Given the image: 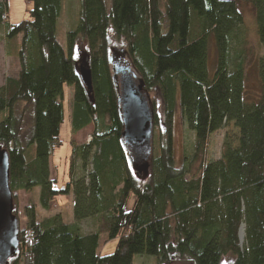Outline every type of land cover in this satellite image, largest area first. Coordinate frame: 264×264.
Wrapping results in <instances>:
<instances>
[{
    "label": "trees",
    "instance_id": "obj_1",
    "mask_svg": "<svg viewBox=\"0 0 264 264\" xmlns=\"http://www.w3.org/2000/svg\"><path fill=\"white\" fill-rule=\"evenodd\" d=\"M30 1L29 19L12 24L8 0H0L7 53L20 65L18 76L0 86V149L9 152L13 194L39 188L45 210L72 195L74 221L59 214L40 219L37 204H29L19 251L8 264H134L136 255L154 256L156 264H222L227 256L233 264H264V0H246L263 49L256 97L247 90L240 0H80L67 49L57 40L63 0ZM80 39L91 89L80 76ZM115 41L143 90H159L163 101L161 118L150 98L151 153L140 163L123 141ZM65 85L74 88L73 132L90 124L94 131L88 143H73L71 182L57 189L51 159L63 144ZM177 109L194 135L180 165ZM230 124L239 131L236 144L225 140L221 157L210 158L212 134ZM89 219L95 230L84 234ZM102 234L118 239L113 254H99Z\"/></svg>",
    "mask_w": 264,
    "mask_h": 264
},
{
    "label": "rangeland",
    "instance_id": "obj_2",
    "mask_svg": "<svg viewBox=\"0 0 264 264\" xmlns=\"http://www.w3.org/2000/svg\"><path fill=\"white\" fill-rule=\"evenodd\" d=\"M241 9L244 12L246 34V43L243 49L245 50L247 58V90L250 95L255 96L260 93V84L256 72L255 62L257 57L263 53L260 46L259 37L257 33V25L255 15L250 5L246 0H240ZM33 8V3L30 0H9V15L12 24H18L25 19H29V11ZM80 14V0H63V8L61 16L57 25V40L67 49L68 47V33L74 31L79 26ZM4 28L0 30V86L4 85L8 77H17L20 72L19 60L16 55H9L7 53L6 40L3 33ZM86 41L80 39L77 44V60L79 69L85 70L87 58ZM127 61L130 63L129 56L124 51L122 42H114L113 61L122 64ZM215 60V51L212 48L210 51V64ZM65 97L64 105V122L61 126V140L62 146L55 151L51 159V178L56 180L57 189H65L71 182L70 175V156L73 153V143L82 145L88 143L94 131V126L90 124L81 131L73 132L72 126V107L74 102V88L69 85L64 87ZM151 99L157 102V110L162 118L164 115L163 101L159 90L150 94ZM239 136L238 129L234 124L226 126L212 134L209 145V157L212 159H219L222 155L225 140L232 144H236ZM173 139L174 150L177 164H182V160L186 153H188L193 145V132L185 125L180 109H177L173 122ZM79 173V170H77ZM16 209L19 217L20 227L24 229L27 224V217L25 209L29 204H37L38 214L40 219L51 217L54 215H62L65 222L70 223L74 221V203L72 195L59 196L50 206L48 210L43 209L38 202L39 188L31 192L24 190L16 191ZM135 202V197H132L128 210H131ZM84 234H88L95 230L93 221L91 219L82 223ZM244 226L240 231L241 243H244ZM118 239H110L108 234L101 235L99 246V254L102 256L113 254L116 250ZM234 258L227 256L223 259L222 264H233ZM134 264H156V257L150 255H136ZM173 264H191V263H173Z\"/></svg>",
    "mask_w": 264,
    "mask_h": 264
},
{
    "label": "water",
    "instance_id": "obj_3",
    "mask_svg": "<svg viewBox=\"0 0 264 264\" xmlns=\"http://www.w3.org/2000/svg\"><path fill=\"white\" fill-rule=\"evenodd\" d=\"M119 83V107L124 126L123 141L129 157L140 163L151 153L153 138V110L149 94L143 90L138 75L129 62L113 61ZM81 79L91 89L88 70L81 71ZM146 150V152H145ZM19 217L14 213V196L10 187V157L0 149V264H8L19 251Z\"/></svg>",
    "mask_w": 264,
    "mask_h": 264
},
{
    "label": "crops",
    "instance_id": "obj_4",
    "mask_svg": "<svg viewBox=\"0 0 264 264\" xmlns=\"http://www.w3.org/2000/svg\"><path fill=\"white\" fill-rule=\"evenodd\" d=\"M8 3H9V0H8ZM9 19H10V15H9Z\"/></svg>",
    "mask_w": 264,
    "mask_h": 264
}]
</instances>
